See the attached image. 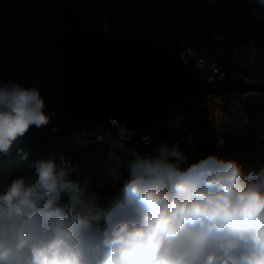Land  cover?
<instances>
[{
  "label": "clouds",
  "instance_id": "clouds-1",
  "mask_svg": "<svg viewBox=\"0 0 264 264\" xmlns=\"http://www.w3.org/2000/svg\"><path fill=\"white\" fill-rule=\"evenodd\" d=\"M44 108L37 87L0 85V155L49 124ZM110 123L108 175L128 173L118 193L102 202L55 154L34 160L0 190V264H264V167L245 174L216 154L189 163L179 141L141 152L133 130Z\"/></svg>",
  "mask_w": 264,
  "mask_h": 264
},
{
  "label": "water",
  "instance_id": "water-1",
  "mask_svg": "<svg viewBox=\"0 0 264 264\" xmlns=\"http://www.w3.org/2000/svg\"><path fill=\"white\" fill-rule=\"evenodd\" d=\"M111 0H0V85L37 87L48 125L33 126L18 146L36 156L63 153L74 132L96 129L116 137L110 123L154 136L199 99L264 93V78L226 71L212 79L184 62V44L155 33L108 32Z\"/></svg>",
  "mask_w": 264,
  "mask_h": 264
},
{
  "label": "trees",
  "instance_id": "trees-1",
  "mask_svg": "<svg viewBox=\"0 0 264 264\" xmlns=\"http://www.w3.org/2000/svg\"><path fill=\"white\" fill-rule=\"evenodd\" d=\"M111 6L105 24L113 35L134 34L154 25L156 35L174 44L184 39L204 48L221 45L224 54L228 53L232 43L248 41V30L264 25V9L251 0H111ZM252 8L257 9L258 17L251 15ZM186 125L198 132L190 144L180 143L189 163L209 154L222 157L228 149L218 147L208 138L206 115L202 110L194 113ZM186 134L181 127L167 125L158 134L150 136V146L142 143L139 136H134L128 145L147 153L159 143L171 145L178 135ZM234 143L232 139L226 140V146ZM109 151L107 142L91 141L78 149L68 147L63 153L64 167L71 173L69 178L95 189L102 202L118 193L120 184L128 176L125 170L119 183L111 179L108 172L114 162L109 158ZM24 152L28 153L27 159H22ZM40 158L18 144L9 154L0 155V190L11 179L32 173V162ZM262 167L264 157L251 160L243 170L247 174Z\"/></svg>",
  "mask_w": 264,
  "mask_h": 264
},
{
  "label": "built area",
  "instance_id": "built-area-1",
  "mask_svg": "<svg viewBox=\"0 0 264 264\" xmlns=\"http://www.w3.org/2000/svg\"><path fill=\"white\" fill-rule=\"evenodd\" d=\"M180 42L184 44L183 61L206 78L212 79L226 71L264 78V42L237 41L231 44L227 54L223 53L221 45L204 48L184 39ZM198 108L206 115L208 138L218 147H226L227 139L243 144L252 137L264 145V93L210 95L202 97ZM195 138L189 133L178 135L177 141L188 145ZM91 141H104L110 145V137L102 131L88 129L74 132L67 148L78 149Z\"/></svg>",
  "mask_w": 264,
  "mask_h": 264
},
{
  "label": "rangeland",
  "instance_id": "rangeland-1",
  "mask_svg": "<svg viewBox=\"0 0 264 264\" xmlns=\"http://www.w3.org/2000/svg\"><path fill=\"white\" fill-rule=\"evenodd\" d=\"M253 3H256V0H251ZM257 4V3H256ZM258 5V4H257ZM259 6V5H258ZM264 9V8H262ZM246 37L248 38L249 42H264V25L256 28L248 30L246 33ZM199 111V110H198ZM193 112L187 111L181 117L176 119L174 127L178 128L181 127L184 131L192 133L195 137L198 135L196 129H190L186 123L192 119ZM228 149L223 154L222 158L228 159L233 158L236 159L243 168L252 160H260L264 157V145H262L257 139L250 138L246 143L238 144L234 143L232 145L226 146Z\"/></svg>",
  "mask_w": 264,
  "mask_h": 264
}]
</instances>
